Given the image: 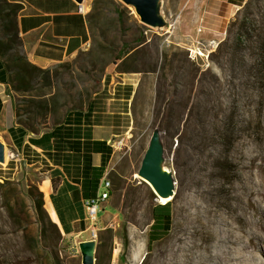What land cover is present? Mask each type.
Here are the masks:
<instances>
[{"label":"rangeland","instance_id":"obj_1","mask_svg":"<svg viewBox=\"0 0 264 264\" xmlns=\"http://www.w3.org/2000/svg\"><path fill=\"white\" fill-rule=\"evenodd\" d=\"M127 6L133 14L129 36L143 29L153 50L155 46L166 50L177 75L167 72L164 102L157 99L154 75L142 76L134 99L136 128L126 135V146L114 158L111 171L129 180L136 194L132 210L124 209L119 217L109 203L103 210L119 220L114 238V246L119 241L124 253L119 263L264 264V158L256 156V146L264 142V0H253L248 8L231 0H160L166 23L156 27L143 26L134 8ZM245 17L251 23V37H243L240 44L223 41L230 26L232 34H237ZM118 36L114 30L107 37L100 29L94 38L89 33L80 55L85 65L76 63L56 83L69 100L78 89L103 86L108 68L114 65L101 74L93 69L86 52L94 39L109 44L111 39L119 42ZM50 67L65 70L58 64ZM168 104L174 117L166 131L159 126L155 110ZM157 128L164 164L173 171L178 194L171 199L169 234L149 248L152 207L160 201L140 183L138 171ZM31 175L36 182L38 173ZM19 186L26 191L21 182ZM111 201L114 204V196ZM27 202L31 222L26 224L39 236L35 210L29 198ZM98 233L99 229L97 241ZM125 235L131 236L128 244ZM83 236H92V229L87 227ZM225 237L232 240L227 242ZM66 246L62 238L53 249L65 263L78 260ZM135 248L139 255L132 258ZM50 252L42 243L38 251L30 249L26 231L9 217L0 198V264H45Z\"/></svg>","mask_w":264,"mask_h":264},{"label":"crops","instance_id":"obj_2","mask_svg":"<svg viewBox=\"0 0 264 264\" xmlns=\"http://www.w3.org/2000/svg\"><path fill=\"white\" fill-rule=\"evenodd\" d=\"M7 1L19 4L21 49L31 62L50 67L74 57L88 43L87 12L79 10L76 0ZM91 5L92 0L88 10ZM142 76L108 68L102 89L90 106L71 111L62 123L35 133L17 122V92L7 83L0 64V140L9 154L5 165L0 164V177L17 179L26 188L29 179L35 182L31 172L38 173L36 183L44 192L45 208L59 226L67 251L74 256H81L74 244L93 238L83 236L89 228L84 199L96 193L103 176L113 167L117 152L113 140L134 132V99ZM106 203L112 205L111 198L104 206ZM119 214L117 211L115 215ZM115 215L101 212L97 229L112 227L116 231L119 220ZM116 242L111 264H120L119 259L124 256L122 244ZM138 255V249L131 250L132 258Z\"/></svg>","mask_w":264,"mask_h":264},{"label":"trees","instance_id":"obj_3","mask_svg":"<svg viewBox=\"0 0 264 264\" xmlns=\"http://www.w3.org/2000/svg\"><path fill=\"white\" fill-rule=\"evenodd\" d=\"M252 1L231 0L233 3L243 5V8H248ZM109 3L112 7H107ZM18 9L19 4L0 0V64L6 73L7 83L17 92L15 97L17 122L23 128L39 133L52 125L62 123L69 112L90 106L95 94L102 87L92 86L91 89H78L76 97L73 96V99L69 100L56 83L65 72L72 71L76 63L81 66L85 65L83 61H80L82 50L77 53L73 61L56 63L60 67H64V71H60L58 68L42 67L31 62L25 53L20 52L22 39L18 33ZM132 15L131 9L120 0H92L91 9L87 13L91 37L94 38L96 30L99 29L106 37L109 31L114 30L118 33L120 40L117 42L111 39L109 44H104L94 39L93 46L86 53L90 55L93 69L101 74H104L110 65H114L117 72H137L141 73L143 77L154 75L157 99L164 102L163 89L166 86L167 72L173 71L177 75L173 70L172 59L169 60L166 50L160 49L159 46H155L153 50L143 29L138 35L135 34L132 38L129 36V31L132 28L129 18ZM248 19L245 17L242 20L235 36L232 34L233 30L230 26L229 35L223 41L240 44L243 37H251L249 36L251 23ZM257 35L255 34V36ZM96 80L98 85H101V79L96 78ZM2 105L0 97V115ZM155 117L157 120L159 119L158 123L162 129L170 130L171 120L174 117L170 104L163 110L157 108ZM50 121L51 124H49ZM108 177L112 182L111 197H115L112 206L120 214H124L126 208L132 210L136 195L133 184L115 171H110ZM140 181L141 184H145L149 188L154 197H157L148 183L142 179ZM19 185L20 181L16 179L4 178L3 181L0 180V198L9 217L15 224H18L19 228L26 231L30 249L38 251L41 243L49 247L51 252L48 254V261L45 264H82L81 256H78V260L75 258L69 262H63L59 252L53 249V246L63 236L59 226L51 219L45 208L44 192L37 183L32 181L28 183L25 192ZM177 194L178 192L175 196ZM27 198L30 199L35 210L40 228L39 236L33 234L26 224L31 222ZM172 223V200L166 203H155L152 207V222L149 229V248L153 242L163 239L169 234ZM114 238L115 231L112 227H105L99 231L95 264H111ZM124 238L125 244H128V236L125 235Z\"/></svg>","mask_w":264,"mask_h":264},{"label":"water","instance_id":"obj_4","mask_svg":"<svg viewBox=\"0 0 264 264\" xmlns=\"http://www.w3.org/2000/svg\"><path fill=\"white\" fill-rule=\"evenodd\" d=\"M82 3L84 0H76ZM126 5L132 6L143 24L151 27L163 26L166 21L160 13V0H122ZM6 162V146L0 140V163ZM164 145L160 130H154L148 148L141 161L138 171L139 177L148 183L158 198L172 193L176 194V179L173 171L165 167ZM98 241L96 238L81 241L79 249L82 264H95Z\"/></svg>","mask_w":264,"mask_h":264},{"label":"built area","instance_id":"obj_5","mask_svg":"<svg viewBox=\"0 0 264 264\" xmlns=\"http://www.w3.org/2000/svg\"><path fill=\"white\" fill-rule=\"evenodd\" d=\"M79 10L81 12L88 13V7L83 1L79 3ZM113 147L116 151L122 150L126 146V136H121L118 139L113 140ZM112 182L106 173L93 196L84 199V207L86 213V220L89 223V228L92 229L93 238L97 237V221L100 213L104 210V204L111 198ZM74 250L79 251V243L74 246Z\"/></svg>","mask_w":264,"mask_h":264},{"label":"bare ground","instance_id":"obj_6","mask_svg":"<svg viewBox=\"0 0 264 264\" xmlns=\"http://www.w3.org/2000/svg\"><path fill=\"white\" fill-rule=\"evenodd\" d=\"M135 10V9H134ZM264 141V140H263ZM256 149L259 151L256 156H261L262 158H264V142L260 145H257L256 146ZM9 155V154H8ZM8 155H7V151H6V160L8 158ZM164 169H169L168 167H164ZM173 198V194L170 193L168 194L167 196H163L162 198H158V200L161 202V203H166L168 201H170L171 199ZM237 218L240 219V215H237ZM227 242H230L232 239L231 238H228V237H225V239ZM119 250V249H118ZM118 253V252H117Z\"/></svg>","mask_w":264,"mask_h":264}]
</instances>
